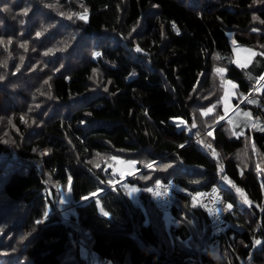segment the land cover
I'll return each mask as SVG.
<instances>
[{
    "label": "trees",
    "instance_id": "obj_1",
    "mask_svg": "<svg viewBox=\"0 0 264 264\" xmlns=\"http://www.w3.org/2000/svg\"><path fill=\"white\" fill-rule=\"evenodd\" d=\"M0 41V264H264V0H0ZM170 178L167 220L143 189ZM211 184L231 206L213 252Z\"/></svg>",
    "mask_w": 264,
    "mask_h": 264
},
{
    "label": "built area",
    "instance_id": "obj_2",
    "mask_svg": "<svg viewBox=\"0 0 264 264\" xmlns=\"http://www.w3.org/2000/svg\"><path fill=\"white\" fill-rule=\"evenodd\" d=\"M264 81V72L257 77V83ZM116 181H120L119 178ZM150 188L153 190L151 197L155 206L161 209H167L171 202L169 190L178 189V184L173 178L167 181L156 180ZM158 193V195L156 194ZM196 202L204 207L209 219V247L213 252L218 247V234L224 229L226 225V218L224 213L229 209V202L223 195L222 189L216 184H211L208 187H203L195 193Z\"/></svg>",
    "mask_w": 264,
    "mask_h": 264
},
{
    "label": "rangeland",
    "instance_id": "obj_3",
    "mask_svg": "<svg viewBox=\"0 0 264 264\" xmlns=\"http://www.w3.org/2000/svg\"><path fill=\"white\" fill-rule=\"evenodd\" d=\"M238 47H243V46H240V45H234L233 46V55H234V60L236 61V62H240L239 60H238V54H237V48ZM242 51L244 52V49H242ZM244 54V53H243ZM245 55V54H244ZM243 55V56H244ZM245 57H243L242 59H244ZM241 63V62H240ZM264 82H256L255 83V86L257 87V88H260L261 86H262V84H263ZM234 87H235V82H234V80L233 79H231V78H226L225 79V86H224V90H223V93H222V97H221V107H222V109H223V112H224V114H223V116H225L227 119H228V121H229V123L230 124H233L232 122H231V120H233V117H230L231 115H228L227 113L229 112V110H230V108H231V106L233 105V100H232V97L235 95V89H234ZM209 109H212V105H208L207 107H205L204 109H203V111L204 112H208L209 111ZM235 115V118H234V122H236L238 119H237V116H236V114H234ZM172 119L175 121V123L178 125V126H180V125H185L187 128L189 127V125H188V123L185 121V119L182 117V116H174V117H172ZM240 119H242V118H240ZM124 160H125V158H122V157H116V162H115V165L114 166H116V164H118V163H123L124 162ZM113 166V169L115 168ZM117 172V171H116ZM123 173V172H122ZM119 175V174H118ZM122 174H120V176H121ZM123 176H125L124 174H123ZM134 189H138L136 186H131V189H130V197L133 199V200H135L136 199V192L137 191H134ZM55 194H56V197H55V203H56V208H57V210H59V209H61V211H62V208H65V207H70V205L69 204H67L68 202H69V197H68V191H67V189L66 188H64V187H62V186H58L57 187V189H56V192H55ZM164 210V209H163ZM163 213H164V215L166 216V218H167V220L169 219V214H168V212H167V210L165 209L164 211H163ZM95 256V255H94ZM92 264H101L100 263V261H98V260H94V262L92 263Z\"/></svg>",
    "mask_w": 264,
    "mask_h": 264
},
{
    "label": "crops",
    "instance_id": "obj_4",
    "mask_svg": "<svg viewBox=\"0 0 264 264\" xmlns=\"http://www.w3.org/2000/svg\"><path fill=\"white\" fill-rule=\"evenodd\" d=\"M242 49H244V52L242 51ZM237 50H238L237 54L239 57L238 60L241 63H245V64L249 62V60L251 59V57L255 53V50L253 48H250V47H238ZM232 51H233V48H232ZM243 57H245V58L242 59ZM227 114L231 115L230 117H233V120H231V122L233 123L232 125L235 127L244 126L245 124H248L251 120L250 113L247 111V109L242 108L239 105V102L233 103V105L231 106V108ZM234 114H236L237 119H238L236 122H234V118H235ZM240 118H242V120H243L242 122H241ZM114 167L115 168L113 170L115 172L117 171L116 173L119 175L122 174L121 175L122 177H123V174L126 175V174L131 173L137 169L136 162L130 158H126L123 163H118ZM130 189H131V187H130Z\"/></svg>",
    "mask_w": 264,
    "mask_h": 264
},
{
    "label": "snow or ice",
    "instance_id": "obj_5",
    "mask_svg": "<svg viewBox=\"0 0 264 264\" xmlns=\"http://www.w3.org/2000/svg\"><path fill=\"white\" fill-rule=\"evenodd\" d=\"M3 11H5V12H7V11H10V9L9 8H4L3 9ZM27 9H25L24 10V14L26 15L27 14ZM63 15V14H62ZM69 18H71V17H69ZM78 18L79 19H81V20H84L85 22H86V20H87V12L85 11L84 13H82V14H80L79 16H78ZM254 19H256V17H254ZM20 23L21 24H23L24 23V21L23 20H21L20 21ZM45 31H47V29H44ZM41 33H37L36 35L37 36H39ZM0 43H2V41H0ZM9 43H10V41H9ZM22 47H27V45H21ZM60 50H63V49H60ZM138 51H139V49H137ZM50 52L51 51H54L53 49H50L49 50ZM47 54V53H46ZM95 55H97V56H99L100 55V53H96ZM23 58H21V60H22ZM3 64H4V66L5 67H7V62L6 61H4L3 62ZM18 70V69H17ZM218 72L219 71H222L221 69H218L217 70ZM4 79V76L2 75V74H0V80H3ZM253 101H251V100H249V103H252ZM209 111H211V109H209ZM262 130H264V129H262ZM213 155H215V153H213ZM149 167H151V165H149ZM168 167V165H164V166H162V169L161 170H164V169H166ZM141 179H148L149 177H147V176H141L140 177ZM140 189H134V191H139ZM143 191H146V192H152L153 190L151 189V188H145V189H143ZM131 194V193H130ZM157 195H158V193H156ZM84 199H87V198H84ZM229 207H231L230 205H229ZM47 212V211H46ZM105 215H108L107 213H104ZM44 216L45 217H47V215L44 213ZM40 221H37V223H39ZM0 231H2V229H0ZM22 239H23V237H22ZM255 243L256 244H260V241L259 240H257V241H255Z\"/></svg>",
    "mask_w": 264,
    "mask_h": 264
},
{
    "label": "clouds",
    "instance_id": "obj_6",
    "mask_svg": "<svg viewBox=\"0 0 264 264\" xmlns=\"http://www.w3.org/2000/svg\"><path fill=\"white\" fill-rule=\"evenodd\" d=\"M217 259H219V258L217 257Z\"/></svg>",
    "mask_w": 264,
    "mask_h": 264
}]
</instances>
